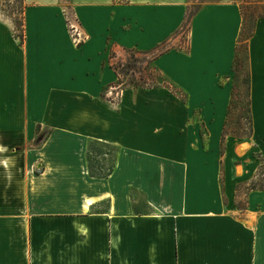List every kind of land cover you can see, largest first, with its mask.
I'll list each match as a JSON object with an SVG mask.
<instances>
[{"label": "crops", "instance_id": "0c3cea01", "mask_svg": "<svg viewBox=\"0 0 264 264\" xmlns=\"http://www.w3.org/2000/svg\"><path fill=\"white\" fill-rule=\"evenodd\" d=\"M187 2L24 0L23 42L0 14V264H264V190L236 204L264 158V19L249 40L246 172L220 152L240 8L207 1L186 18ZM110 48L164 51L154 63L185 101L160 86L116 102ZM91 142L116 149L106 177L90 174Z\"/></svg>", "mask_w": 264, "mask_h": 264}, {"label": "rangeland", "instance_id": "374dc122", "mask_svg": "<svg viewBox=\"0 0 264 264\" xmlns=\"http://www.w3.org/2000/svg\"><path fill=\"white\" fill-rule=\"evenodd\" d=\"M207 1H217V0H188V5L186 9V18L190 16L202 3ZM238 5L242 16L243 23V36L240 38V54H239V64L237 65V70L229 75V79H222L221 82L226 81L231 89H234V97L231 103V111L228 116L227 127H226V140H225V152L230 156L233 161H238V169H246V172L254 171L257 166V161L253 157V152L255 148L251 146V143L244 138L245 131L248 130L249 126V114L247 111V51L249 52V40L254 32V27L258 19H264V0H230ZM22 0H0V14L12 21L20 22L22 18ZM66 13L70 11L66 10ZM245 16V20H244ZM245 21V23H244ZM18 26V25H17ZM19 27V26H18ZM16 28V27H15ZM187 21L179 30L181 33L180 42L173 45L172 48H186L187 42ZM19 34V28L16 29ZM251 34V36H248ZM154 54V53H153ZM152 54L151 53H134L132 56L131 52L119 49L115 51L114 56L109 60L113 64L118 73V81H116L113 87V93L110 95L114 98L116 102L121 94L122 89L132 88L134 83H138L143 86H152L158 83H166V79H161L158 72L154 70L152 65ZM172 89L179 90L176 86ZM176 91V90H175ZM180 91V90H179ZM179 94L181 92H178ZM39 135L34 140V144L39 143L44 136L46 131L39 132V127L36 128ZM203 132V129H202ZM89 149L92 153V162L103 164L104 153L110 154L109 159H113L116 154V149L112 147H106L96 143H89ZM108 163V162H107ZM106 164V163H105ZM104 166V165H103ZM254 174V173H253ZM255 178V177H254ZM253 180H257L254 179ZM252 180V181H253ZM252 181L250 185H243L239 188L237 198V205H243L242 193L246 191L247 187L252 186Z\"/></svg>", "mask_w": 264, "mask_h": 264}, {"label": "trees", "instance_id": "16d2710c", "mask_svg": "<svg viewBox=\"0 0 264 264\" xmlns=\"http://www.w3.org/2000/svg\"><path fill=\"white\" fill-rule=\"evenodd\" d=\"M25 3H24V0H22V18H20V22H17V21H14V36L16 38H18L21 42H23L24 40V37H25V34H24V11H25ZM243 16V15H242ZM244 20H245V16H244ZM245 23V21H244ZM19 27H18V26ZM16 27V28H15ZM19 28V31L20 33L18 34L16 32V29L18 30ZM243 23H242V26H241V30H240V33H239V36L237 38V43H236V46H235V53H234V59H233V63H232V72L234 73L236 70H237V65L239 64V54H240V38L243 36ZM253 34V33H252ZM248 36H251V34H249ZM126 51L128 52H131L132 53V56H134V53H149L150 51H144V50H139L137 48H125ZM164 51L156 54V55H153L152 56V65H153V68L155 71L158 72L159 76L161 79H166L164 77V75L159 71V69L156 67L155 63H154V60L160 55L162 54ZM114 53L115 51L110 48V54H109V60L114 56ZM246 65H247V72H248V75H247V89H246V95H247V111H248V114H249V126H248V130L245 131L244 133V138H248L251 136V133H252V123H251V115H250V70H249V52L247 51V61H246ZM110 66L111 68L114 70L115 74H116V81H118V73H117V69L116 67L110 63ZM116 81H114V83L112 84V86H115L116 84ZM167 81V82H166ZM166 83H158V84H155V85H152V86H143V85H139L137 82L134 83V85L132 86V88H152V87H160V86H165V87H168L172 90L173 93H175L179 98H181L183 101H185L186 99V95L185 93L180 89L178 88L179 90L177 89H172L174 87V85L172 83H170L167 79L165 80ZM220 84H222L221 80H220ZM178 92H181L180 94ZM234 89H231V97H230V101H229V105H228V110H227V118H226V121H225V124H224V127H223V131H222V135H221V144H220V152L221 154L224 153L225 151V138H226V135H227V131H226V127H227V121H228V116H229V113L231 111V103H232V99L234 97ZM106 146H109V145H106ZM111 147V146H109ZM113 148V147H112ZM92 151L88 149V162H89V165H90V174L91 175H96L98 177H106L112 170H113V166H109L107 167V171L104 173L103 169L100 168V164L99 163H95V167L97 168L98 171L95 172V169L94 168V165H93V162H92ZM256 157H257V160H258V166H257V169H256V173H255V178H257V180H253L252 181V186L249 187V189H262L264 190V158L259 154L257 153L256 154ZM98 172V173H97ZM239 207L243 208V205H239Z\"/></svg>", "mask_w": 264, "mask_h": 264}, {"label": "built area", "instance_id": "2783aa9c", "mask_svg": "<svg viewBox=\"0 0 264 264\" xmlns=\"http://www.w3.org/2000/svg\"><path fill=\"white\" fill-rule=\"evenodd\" d=\"M66 23L68 27L69 35L74 42V44L79 45L84 39L79 23L70 13H66ZM112 94V92H110Z\"/></svg>", "mask_w": 264, "mask_h": 264}]
</instances>
